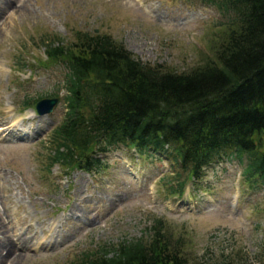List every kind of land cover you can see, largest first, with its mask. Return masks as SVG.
Returning a JSON list of instances; mask_svg holds the SVG:
<instances>
[{"label":"rangeland","instance_id":"374dc122","mask_svg":"<svg viewBox=\"0 0 264 264\" xmlns=\"http://www.w3.org/2000/svg\"><path fill=\"white\" fill-rule=\"evenodd\" d=\"M219 18L200 0H0V264H69L147 238L156 219L189 264H264V187L245 178L246 158L216 160L183 194L170 190L188 177L181 166L127 146L101 173L47 166L67 70L48 61L46 40L108 33L144 61L183 70L209 50ZM46 97L59 103L41 116L32 100Z\"/></svg>","mask_w":264,"mask_h":264},{"label":"trees","instance_id":"16d2710c","mask_svg":"<svg viewBox=\"0 0 264 264\" xmlns=\"http://www.w3.org/2000/svg\"><path fill=\"white\" fill-rule=\"evenodd\" d=\"M200 1L220 18L209 50L183 70L144 61L108 33L45 41L48 61L67 70L66 112L51 135L49 170L58 164L101 173L106 155L127 146L187 172L172 193L183 194L188 179L233 155L247 159L243 173L252 186L264 187V0ZM163 226L156 219L147 238L103 245L69 264H189Z\"/></svg>","mask_w":264,"mask_h":264},{"label":"water","instance_id":"95a60500","mask_svg":"<svg viewBox=\"0 0 264 264\" xmlns=\"http://www.w3.org/2000/svg\"><path fill=\"white\" fill-rule=\"evenodd\" d=\"M58 103L59 98L57 97L41 98L36 102V110L39 115L44 116L51 113Z\"/></svg>","mask_w":264,"mask_h":264},{"label":"bare ground","instance_id":"6f19581e","mask_svg":"<svg viewBox=\"0 0 264 264\" xmlns=\"http://www.w3.org/2000/svg\"><path fill=\"white\" fill-rule=\"evenodd\" d=\"M73 210L75 211L76 209H74L73 208ZM73 210H72V213H73ZM25 237V236H24ZM24 239V238H23ZM7 244V243H6ZM17 246H18V244L17 245H15L14 244V242L12 243V242H10V245H9V248H8V250H7V253H10L11 254V256H12V258L15 260V259H17L18 260V258H19V256H20V254L19 255H16L18 252H17V250H18V248H17ZM4 252V251H3ZM10 256V257H11ZM3 260V257H2V255H0V262Z\"/></svg>","mask_w":264,"mask_h":264}]
</instances>
